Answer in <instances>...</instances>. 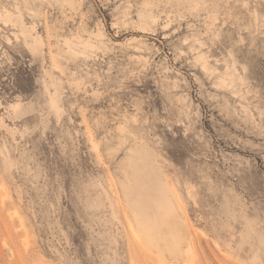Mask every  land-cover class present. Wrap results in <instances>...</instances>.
I'll list each match as a JSON object with an SVG mask.
<instances>
[{"label":"rangeland","instance_id":"rangeland-1","mask_svg":"<svg viewBox=\"0 0 264 264\" xmlns=\"http://www.w3.org/2000/svg\"><path fill=\"white\" fill-rule=\"evenodd\" d=\"M0 264H264V0H0Z\"/></svg>","mask_w":264,"mask_h":264},{"label":"bare ground","instance_id":"bare-ground-1","mask_svg":"<svg viewBox=\"0 0 264 264\" xmlns=\"http://www.w3.org/2000/svg\"><path fill=\"white\" fill-rule=\"evenodd\" d=\"M174 226V225H173ZM181 226V225H180ZM179 226V227H180ZM181 228V227H180ZM139 239L141 240H145L146 244L149 246L151 245H156V242H155V238H154V235L153 234H150L149 232H147V230L145 231H142V232H136ZM135 234V233H134ZM178 234V233H177ZM180 235V234H179ZM178 239V238H177ZM191 239V238H190ZM140 242V241H139ZM168 243V242H167ZM168 245V244H167ZM185 252H186V255H189L191 254V249H190V246L188 244V242H186V245H185Z\"/></svg>","mask_w":264,"mask_h":264},{"label":"crops","instance_id":"crops-1","mask_svg":"<svg viewBox=\"0 0 264 264\" xmlns=\"http://www.w3.org/2000/svg\"><path fill=\"white\" fill-rule=\"evenodd\" d=\"M155 245V244H154ZM156 246V245H155Z\"/></svg>","mask_w":264,"mask_h":264}]
</instances>
